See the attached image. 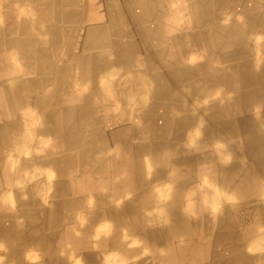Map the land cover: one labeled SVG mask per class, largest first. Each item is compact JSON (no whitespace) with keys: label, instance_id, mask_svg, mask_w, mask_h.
Returning a JSON list of instances; mask_svg holds the SVG:
<instances>
[{"label":"bare ground","instance_id":"6f19581e","mask_svg":"<svg viewBox=\"0 0 264 264\" xmlns=\"http://www.w3.org/2000/svg\"><path fill=\"white\" fill-rule=\"evenodd\" d=\"M76 1L72 0L69 5L76 4ZM1 2L2 0L0 5ZM51 2L52 5L46 2L47 6L39 10L42 19L49 18L53 13L51 7L54 2ZM228 3L229 0H211L210 5L203 6L200 1H191L187 4L188 16L191 17L189 21L192 24L198 23L193 38L200 41L197 43L206 52L227 49L220 55L227 57L232 54L238 61H234L227 68L213 66L217 71L211 72L208 71V63H199L195 67L198 73L192 71L193 77L188 73L189 68L182 65L176 67L174 74L191 81L185 82L187 87L183 90L163 91L157 83L159 76L154 75L146 76L147 87L141 86L143 78L137 77L136 89L121 91L124 97L136 98L139 103L147 99L167 100L163 107L160 106V124H155L154 121L156 106L144 104L133 107V111L143 119L139 124L120 122L115 128L105 130L96 123L91 113L86 116L85 123L59 122L55 127L53 124L54 130L60 133L71 127L73 130L76 128V132H82L85 127L81 137L74 135L60 138L61 145L68 152L73 150V155H60L57 164L61 167L60 164L63 163L67 170L71 168L75 173L73 181L77 183L72 188L71 201L67 199L69 201L53 204L55 222L61 221L59 208L66 206L69 213L65 217L67 220L73 219V228L78 225L82 230L87 227L83 224V213H89L88 227L94 240L93 243H85L83 235L72 238L71 228H68L66 235L60 237L55 244L52 253H55L56 258L48 261V264L79 262L71 255L62 257L57 253L66 240L71 244V249L81 254L84 259L81 264H116L120 259L133 256H137L134 264H264V40L255 38L260 36L258 34H264V0H231L229 5L237 6V11H233L234 15H240L242 19H234L231 25L218 26L209 32L204 31L201 28L204 18L213 15L208 9L209 6L216 9ZM30 5L37 9L35 1L30 2ZM105 6L110 11L111 24L140 23L159 18L166 13L160 0H119V3H105ZM133 6L140 7L137 15ZM24 8L26 7L10 11L0 10V37L3 36V30L9 32L15 29H32V22L22 17L26 12L22 11ZM57 13L58 16L64 15L61 11ZM7 16H14V22L2 27ZM159 29L157 26L150 35L154 33L160 36ZM226 32L229 35H224ZM101 35V29L90 28L87 38ZM179 39L178 36L173 37L175 43ZM29 44L21 41L18 46L21 50L30 49L32 46ZM181 46L182 44L178 45L170 54V60L175 65L180 62L178 57ZM250 53L251 59L248 57ZM161 56V52L151 55L154 65L163 64ZM88 65L92 67L91 63ZM59 74L61 77L64 75L62 72ZM160 79L163 81L164 77ZM207 84L218 85V89H211ZM1 88L4 87H0V90ZM14 98L17 99L18 96ZM79 110L86 114V109ZM66 116L68 117V113ZM139 130L144 139L136 138ZM176 152H179L177 156ZM82 165L88 167L77 171V166L83 167ZM63 184L58 181L56 195L67 193L68 186ZM82 185L84 189L92 192L88 200L86 193L83 196L80 193ZM126 193H130L129 198H125L129 195ZM118 198L121 201L115 204ZM223 199L228 201L224 202ZM249 200H255L252 209L256 216L252 223L238 228L239 220L235 212L238 208L246 207ZM197 209L198 216L195 219L198 221L194 222L191 213ZM104 218L110 219L112 223L101 222ZM121 226L127 229L130 239L136 243L135 246H126L119 240ZM1 233L0 229V238H4L8 246L4 253L5 258L14 255L15 264H24L23 256L21 257L15 244L20 240L25 242V235ZM104 233H108V236ZM47 240L51 242L49 238ZM88 244H92L94 249L87 250ZM107 248L116 249L117 254L113 255ZM103 249L106 251L104 257L101 253ZM1 261L3 260L0 259V264H3Z\"/></svg>","mask_w":264,"mask_h":264},{"label":"crops","instance_id":"0c3cea01","mask_svg":"<svg viewBox=\"0 0 264 264\" xmlns=\"http://www.w3.org/2000/svg\"><path fill=\"white\" fill-rule=\"evenodd\" d=\"M33 1L37 3V9L30 5V2ZM42 1L2 0L0 5V10L4 11L26 7L22 9V11L26 10L22 17L32 22V29L25 28L23 31L15 29L9 32L3 30V36L0 37V87H4L1 88L2 91L0 90V119L2 118L0 120V229L2 230L1 234L10 233L17 236L22 233L25 235L24 237L27 238L25 242L20 240L15 244L16 248L20 250L21 257L23 256L22 261L24 264H48V261L53 260L54 257L56 258L55 253H52L56 247L55 244L58 239L60 240V237L66 235L65 232L68 228H71L72 238L83 235L85 243H93L94 240V235L88 227L89 213L82 212L85 217L83 224L87 226L82 230L79 229L78 225L75 226L77 229L73 228V219H71L72 221L67 220L65 215H68L69 209L66 206L59 208L58 213L61 216V221L59 223L55 222V215H53L55 205L53 204L60 201H71L72 188L77 183V181H73L75 173L71 168L67 170L63 163L60 164L61 167L57 164L60 155H73V150L68 152L66 147L61 145L60 138L65 139L67 136L74 135L81 137L85 127L82 128V132H76V128L73 130L71 127L63 129L60 133L58 130H54L53 124L55 127L56 123L59 122L73 123L78 121L85 123L86 116H89L90 113L96 123L105 130L115 128L120 122L142 123L143 119L133 111L134 106L144 104L163 107V103H166L167 100L147 99L139 103L136 98L124 97L121 91L123 89H136L137 77L143 78L141 86L144 87H147L148 83L145 80L146 76L153 77L157 75L159 76L157 83L163 91L183 90L187 87L186 83L191 81L185 80L181 75L174 74L176 67L182 65L189 68L188 73L193 77L192 71L198 73L195 67L200 65L199 63H208V71L211 72L213 70L217 71L214 67L227 68L233 65L234 61H238V59L235 60L232 57V54L227 57L220 55L227 49L206 52L197 43L200 41L193 38L194 32L198 29V23L192 24L189 21L191 17L188 16L187 4L191 1L198 3L200 1L201 5L206 6L211 4V0H160L163 10L166 11L164 15L156 19H148L132 24H111L109 22L110 11H107L105 3H113L114 5L119 3V0H77V3L73 5H69L72 0ZM51 1L54 2L51 7L53 13L50 14L49 18L42 19L39 16V10L47 6L46 2L52 5ZM230 2L231 0H229ZM229 3L216 9L209 6L208 9L213 12V15L204 18L205 22L201 24V28L209 32L218 26L231 25L234 19H242L240 15H234L233 13L237 6H230ZM57 11L63 12L64 15L58 16ZM133 11L137 15L140 12V7L133 6ZM14 18V16H7L4 21L2 20V27L13 24ZM157 26L160 27L161 35L158 36L154 33L150 35V32ZM90 28L101 29L102 35L87 38ZM139 33L146 35H140ZM224 35H229V33L226 32ZM174 36L180 38L177 43L173 40ZM231 36H234L233 33ZM18 39L30 43L29 45L32 47L21 50L18 46L21 41H18ZM181 44V54L178 57L180 62L175 65L170 60V54ZM149 50L152 51L149 52ZM157 52H161V59H163V64L159 66L154 65L150 58L151 55ZM248 57L251 59V53ZM88 63H91L92 67H89ZM61 72L64 74L62 77L59 74ZM203 74L207 75L201 73V75ZM162 76L164 77L163 81L160 79ZM105 79L107 80L105 81ZM207 85L211 89H218V85ZM14 96H18V98L15 99ZM79 104L80 106H77ZM107 107L119 108L114 113L118 121L111 128L104 124L107 113L105 108ZM82 108L86 109V114L84 111L79 110ZM67 113L68 117L66 116ZM141 134L139 135L138 132L136 138L144 139L145 137ZM2 165L4 166L2 167ZM82 166H77V171L88 167ZM59 170H62V172ZM58 181H62L63 185L68 186L67 193H62L59 196L56 195ZM81 188L80 193H82V196L86 193L87 200L90 199V193L92 192L89 189H84L83 185ZM126 194L129 195L125 198H129L130 193ZM120 201L121 198L116 199L115 204ZM1 219L4 221L3 223ZM110 221L108 218L101 220V222H107L108 224L112 223ZM8 225L10 228L7 229ZM120 229L119 240L124 242L126 246H135L136 243L133 242V239H130L131 235L126 231L127 229L124 226H121ZM104 234L108 236V233ZM48 238L52 243L47 240ZM70 246L71 244L66 240L61 245L60 251H57L59 256L71 255L79 261L77 264L83 263L84 259L79 251H74ZM87 247H85L87 250L94 249L92 244H88ZM107 249H110L113 255L117 254L116 249ZM7 250L6 240L0 238V259L3 260L1 263L15 264L16 257L14 255L5 258L4 253ZM28 251L31 253L28 254ZM101 253L104 257L106 251L103 249ZM135 257L137 258V256ZM135 257L120 259L116 264H134Z\"/></svg>","mask_w":264,"mask_h":264},{"label":"rangeland","instance_id":"374dc122","mask_svg":"<svg viewBox=\"0 0 264 264\" xmlns=\"http://www.w3.org/2000/svg\"><path fill=\"white\" fill-rule=\"evenodd\" d=\"M251 3V1H249ZM260 36L255 37L256 39L258 40H264V34L261 33V34H258ZM264 52V49L262 50ZM261 51V52H262ZM262 52V53H263ZM254 106V105H253ZM158 108V109H157ZM253 108V107H251ZM106 109V116H105V120H104V124L105 126H107L108 128H111L115 125V123L118 121V118H116V116L114 115L115 111L116 110H119V108H111V107H107L105 108ZM162 111V107L160 106H157L156 107V118H155V124H160L159 122H161V117H160V113ZM252 111V109H251ZM112 117V118H111ZM114 118V119H113ZM139 123V122H138ZM141 131L139 130V135H140ZM210 144H211V141H210ZM210 148V147H209ZM207 148V149H209ZM179 154V152H176L175 156H177ZM222 201L224 202H227L228 200L226 199H223ZM253 201L255 200H249L247 203H246V207H241V208H238L237 211L235 212L238 220H239V225H238V228H243L245 225H247L248 223H252L253 222V218L256 216L255 214V210L252 209L253 206H254V203ZM198 212V209L195 210L194 212H192V216H194L193 218V221L194 222H197L198 220L195 219V216H198L197 213ZM248 252V251H247ZM250 253V252H248Z\"/></svg>","mask_w":264,"mask_h":264}]
</instances>
